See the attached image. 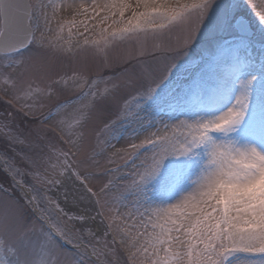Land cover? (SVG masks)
<instances>
[{
    "label": "snow or ice",
    "instance_id": "snow-or-ice-1",
    "mask_svg": "<svg viewBox=\"0 0 264 264\" xmlns=\"http://www.w3.org/2000/svg\"><path fill=\"white\" fill-rule=\"evenodd\" d=\"M256 67L252 0H0V264H264Z\"/></svg>",
    "mask_w": 264,
    "mask_h": 264
},
{
    "label": "rangeland",
    "instance_id": "rangeland-1",
    "mask_svg": "<svg viewBox=\"0 0 264 264\" xmlns=\"http://www.w3.org/2000/svg\"><path fill=\"white\" fill-rule=\"evenodd\" d=\"M253 5L256 7V11H264V0H252ZM258 63V61H257ZM231 65L230 55L226 54L223 58L221 66L227 69ZM254 74L258 76L255 86V94L253 97L252 107L254 112H258L259 105L264 103V69L256 67L253 69ZM234 102V101H233ZM251 119V116L249 117ZM116 149L126 148L127 142L112 141ZM115 151V149H113ZM117 163H122L119 158L114 157ZM202 161L199 157L182 158L183 167V178L181 183L174 184L171 181L163 183L161 180L153 181L148 186V194L150 198L156 203H168L178 199L185 191L191 190L194 186V182L199 173ZM171 161L167 162L164 169V175L167 176L169 173ZM109 167H115V164L108 165ZM122 171H129V169H122ZM243 258L244 254H239Z\"/></svg>",
    "mask_w": 264,
    "mask_h": 264
},
{
    "label": "bare ground",
    "instance_id": "bare-ground-1",
    "mask_svg": "<svg viewBox=\"0 0 264 264\" xmlns=\"http://www.w3.org/2000/svg\"><path fill=\"white\" fill-rule=\"evenodd\" d=\"M221 70H226L224 67L221 66Z\"/></svg>",
    "mask_w": 264,
    "mask_h": 264
}]
</instances>
